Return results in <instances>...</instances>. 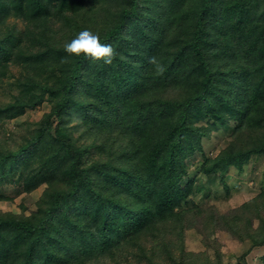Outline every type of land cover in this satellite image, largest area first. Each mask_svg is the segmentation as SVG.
<instances>
[{
  "label": "trees",
  "instance_id": "obj_1",
  "mask_svg": "<svg viewBox=\"0 0 264 264\" xmlns=\"http://www.w3.org/2000/svg\"><path fill=\"white\" fill-rule=\"evenodd\" d=\"M85 29L112 64L67 55ZM0 91V122L50 104L0 146L2 180L46 185L30 213L0 208V264L221 262L219 242L187 249L195 225L248 244L243 259L264 247V185L228 211L195 199L264 156V0H0Z\"/></svg>",
  "mask_w": 264,
  "mask_h": 264
},
{
  "label": "rangeland",
  "instance_id": "obj_2",
  "mask_svg": "<svg viewBox=\"0 0 264 264\" xmlns=\"http://www.w3.org/2000/svg\"><path fill=\"white\" fill-rule=\"evenodd\" d=\"M20 27H23V23L20 21ZM18 68H14L17 71ZM1 92V91H0ZM1 98H7V94L1 95ZM50 109L48 102L43 103L39 107L28 110V112L22 116H18L14 119L0 122V146L7 149H14L22 141V137L27 133L28 128L34 126V124L40 119L41 115ZM205 151L214 156L216 155L226 142L221 138L220 134H216L209 139L205 140ZM202 155L196 153L188 159L190 163L191 177L196 179V183L203 181L200 171L197 172L198 165ZM206 180L205 182H207ZM209 185L206 192L200 195H196L195 199L200 202L201 205H214L219 211H228L229 209L236 207L244 201L252 198L259 188L264 185V156L252 159V161L245 167L243 172L237 169L231 170V175L228 177L230 185V191L228 192L225 187L222 186L220 178L209 179ZM46 185L43 184L31 192L20 191L18 186L12 185L6 180H2L0 177V195L4 194L12 196L11 200H0V208L4 210H11L16 213L22 212V205L26 206L25 213H30L36 209V202L42 195ZM200 228V227H199ZM197 225L186 230V247L188 250L204 251L207 245H212L215 242L221 243L223 258L219 263L214 264H264V247L255 248L244 259L243 253L248 247V244L235 239L231 233L225 230L219 229L215 236L211 238H205L199 232ZM218 241H214V240ZM212 257L215 258L216 252L214 248L208 247ZM244 257V256H243ZM133 258V257H131ZM136 264V260H133Z\"/></svg>",
  "mask_w": 264,
  "mask_h": 264
},
{
  "label": "clouds",
  "instance_id": "obj_3",
  "mask_svg": "<svg viewBox=\"0 0 264 264\" xmlns=\"http://www.w3.org/2000/svg\"><path fill=\"white\" fill-rule=\"evenodd\" d=\"M64 51L68 56H85L94 61H103L110 65L119 55L117 50L111 45L100 42V37L88 29L79 32L74 39L64 44ZM62 63H67V57L63 58ZM149 63L155 65L158 74L163 73L164 68L156 57H149Z\"/></svg>",
  "mask_w": 264,
  "mask_h": 264
}]
</instances>
